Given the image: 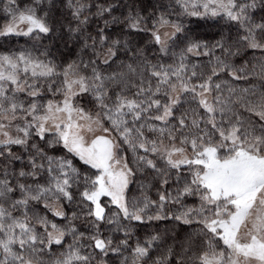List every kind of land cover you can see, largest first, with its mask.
<instances>
[{
  "label": "snow or ice",
  "instance_id": "6c2138e0",
  "mask_svg": "<svg viewBox=\"0 0 264 264\" xmlns=\"http://www.w3.org/2000/svg\"><path fill=\"white\" fill-rule=\"evenodd\" d=\"M0 17V264H264V0Z\"/></svg>",
  "mask_w": 264,
  "mask_h": 264
},
{
  "label": "trees",
  "instance_id": "16d2710c",
  "mask_svg": "<svg viewBox=\"0 0 264 264\" xmlns=\"http://www.w3.org/2000/svg\"><path fill=\"white\" fill-rule=\"evenodd\" d=\"M4 21H3V17H0V24H2ZM243 86V85H241ZM50 217H51V213L48 214Z\"/></svg>",
  "mask_w": 264,
  "mask_h": 264
}]
</instances>
